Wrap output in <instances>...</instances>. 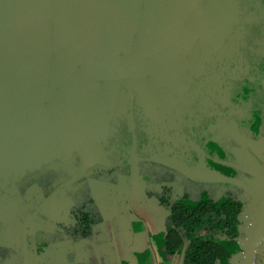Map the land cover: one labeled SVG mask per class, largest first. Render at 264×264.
I'll use <instances>...</instances> for the list:
<instances>
[{
  "label": "flooded vegetation",
  "instance_id": "flooded-vegetation-1",
  "mask_svg": "<svg viewBox=\"0 0 264 264\" xmlns=\"http://www.w3.org/2000/svg\"><path fill=\"white\" fill-rule=\"evenodd\" d=\"M232 36L223 58L198 67L189 53L164 87L135 91L88 176L55 191L70 177L60 170L42 194H20L26 212L7 219L17 246L0 219V259L15 251L20 264L21 223L50 196L27 228L30 264H242L258 187L234 165L264 170V0H239Z\"/></svg>",
  "mask_w": 264,
  "mask_h": 264
},
{
  "label": "water",
  "instance_id": "water-1",
  "mask_svg": "<svg viewBox=\"0 0 264 264\" xmlns=\"http://www.w3.org/2000/svg\"><path fill=\"white\" fill-rule=\"evenodd\" d=\"M238 15L239 0H0V219L26 212L17 186L34 173L72 168L55 191L88 176L135 91L164 87L189 53L202 55L198 67L223 58ZM234 166L258 187L242 254L253 264L264 170ZM49 198L21 223L20 264H30L27 228Z\"/></svg>",
  "mask_w": 264,
  "mask_h": 264
},
{
  "label": "rangeland",
  "instance_id": "rangeland-1",
  "mask_svg": "<svg viewBox=\"0 0 264 264\" xmlns=\"http://www.w3.org/2000/svg\"><path fill=\"white\" fill-rule=\"evenodd\" d=\"M121 169V168H120ZM74 170L71 168V169H68L66 171H64V173H66L65 175L62 174L63 176L61 177L64 178V176H68L70 173H72ZM122 172V169L120 170ZM41 173V172H40ZM36 173L34 176H30L27 179H25V181H29V182H25V183H20L18 186H17V193L21 194V195H25L26 194V190L27 188L29 187H32L33 189V192H37L38 190V194H42L47 187H51L52 185H54L55 183H57V181H60L59 179H57L56 177V173L54 171H47V172H43V173ZM104 178V176H101ZM110 177V176H109ZM32 189H29V190H32ZM151 202V201H150ZM147 203L148 205L150 204ZM146 205V204H145ZM147 206V205H146ZM150 209V208H148ZM148 211V210H147ZM9 218V215H7L5 217L6 220H4L7 224H8V231L10 232V239H12V244L10 245L11 248H15L16 249V246H17V238H16V234H17V221L15 220H12V222L8 221L7 219ZM4 253V252H3ZM10 253V252H9ZM7 253V255L9 254ZM18 253L16 254L15 251L14 253L12 254L11 257H7L6 255L3 256V258H6L7 257V260L10 262V264H18V257H17ZM3 258H1L0 260H2Z\"/></svg>",
  "mask_w": 264,
  "mask_h": 264
}]
</instances>
